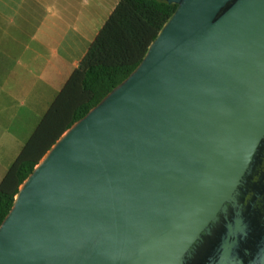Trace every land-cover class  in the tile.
<instances>
[{
	"label": "water",
	"instance_id": "95a60500",
	"mask_svg": "<svg viewBox=\"0 0 264 264\" xmlns=\"http://www.w3.org/2000/svg\"><path fill=\"white\" fill-rule=\"evenodd\" d=\"M176 10L0 225V264H264V0Z\"/></svg>",
	"mask_w": 264,
	"mask_h": 264
},
{
	"label": "crops",
	"instance_id": "0c3cea01",
	"mask_svg": "<svg viewBox=\"0 0 264 264\" xmlns=\"http://www.w3.org/2000/svg\"><path fill=\"white\" fill-rule=\"evenodd\" d=\"M120 0H0V184Z\"/></svg>",
	"mask_w": 264,
	"mask_h": 264
},
{
	"label": "trees",
	"instance_id": "16d2710c",
	"mask_svg": "<svg viewBox=\"0 0 264 264\" xmlns=\"http://www.w3.org/2000/svg\"><path fill=\"white\" fill-rule=\"evenodd\" d=\"M176 7L160 0H120L0 184V225L36 165L138 67Z\"/></svg>",
	"mask_w": 264,
	"mask_h": 264
}]
</instances>
